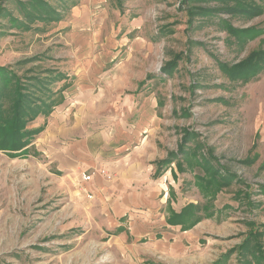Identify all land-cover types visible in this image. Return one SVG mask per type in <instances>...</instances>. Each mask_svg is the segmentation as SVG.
<instances>
[{"label": "rangeland", "instance_id": "374dc122", "mask_svg": "<svg viewBox=\"0 0 264 264\" xmlns=\"http://www.w3.org/2000/svg\"><path fill=\"white\" fill-rule=\"evenodd\" d=\"M254 52L264 0H0V117L18 119L0 127V264H211L263 225L264 56L246 81L221 68ZM118 143L127 168L145 166L127 190L90 167ZM70 144L77 171L60 168ZM201 161L233 179L211 201L232 210L199 238L163 237L143 208L114 214L122 192L148 195L160 219L169 202L202 208Z\"/></svg>", "mask_w": 264, "mask_h": 264}, {"label": "crops", "instance_id": "0c3cea01", "mask_svg": "<svg viewBox=\"0 0 264 264\" xmlns=\"http://www.w3.org/2000/svg\"><path fill=\"white\" fill-rule=\"evenodd\" d=\"M50 126L55 127L53 124H51ZM74 129H75L74 127L73 129H69V131L63 129L62 134L65 133L66 131L71 132V133H68L70 135L66 136L67 139H70L72 137L71 135ZM117 145L118 146L114 147L111 150L112 159H109V158L105 159L106 157L103 156V153L107 152V150L106 151L104 149L97 150L96 155H95L96 156L95 162L94 164L92 163L90 167L92 168L93 171H95L94 175L97 174L98 175L97 178L100 177V181H101V177H105L107 180L114 181V182H120L124 184L125 186L124 189L127 190L130 182H138V181H142L146 179L145 166L140 162H135L131 164L130 168H127L128 158L126 156V152L128 149L123 143H118ZM76 149L77 147L75 144L74 145L70 144L61 149L60 151L61 159L59 160V164L61 165L60 168L68 167L71 171H77L80 169L81 155H80V151L77 154ZM128 169H132L133 172H128L129 171ZM95 186L89 187L90 191L92 190L91 192L99 191L98 188ZM122 193H120L119 195V197L123 199L121 200V203H122L121 208L117 207L118 204H115V207L117 208H114L113 210L117 218L120 219L123 216V214L124 216H126L130 210L143 208L145 211L142 214V217H141L142 220L147 221V223L149 224L157 222L160 226L158 228L160 230L165 231L164 233L165 235H163V237L167 235L170 238H175L174 241H176L177 239L180 242H183L184 238H189L190 240H195L196 238H199L201 233H203L204 226H206L204 223L205 220H211L213 218H216V216H221L223 212L226 210H232L231 205H228L230 206V209H224V210L223 208L227 205H224L221 209H217L216 206L213 205L215 210L217 211L221 210L222 213L219 214V212H217L215 213L214 217H212L211 219H204L201 222H199L197 225H195L193 228H191L190 230L182 231L180 226H170L167 224V218L169 217V213L167 211L170 208L175 213L179 214L180 211L186 206H184L183 208L181 207L180 210L177 211L176 209L171 207V203L169 202L166 212L164 211V215L160 219V217L157 214H158V211L161 209L154 205V203L150 200V197L148 195H146L145 193H142V195H138V193H136L137 200H134L133 203L124 204L125 198L123 197V195H121ZM125 195H126V192H125ZM249 223L252 225L251 222ZM249 223L245 224L249 228V231L250 230L259 231L262 234H264V231L262 230L260 231V229H264L263 227L264 224L257 228L255 226L253 227L249 226ZM176 228H180L178 229L179 234H172L166 231L169 229L175 230ZM249 231L247 233L243 232V235H244L242 236L243 238L241 237L240 240L234 246L229 247V250L225 251L218 259L213 261L211 264H214L216 262H218V264H255V261L252 259L250 255L247 254L243 256L239 254L240 250H238V248L242 245L243 241L245 240ZM156 235L157 234H155V236ZM181 236H185V237H181ZM232 249H236L235 252L232 253L228 258H225V255ZM261 263L264 264V261Z\"/></svg>", "mask_w": 264, "mask_h": 264}, {"label": "trees", "instance_id": "16d2710c", "mask_svg": "<svg viewBox=\"0 0 264 264\" xmlns=\"http://www.w3.org/2000/svg\"><path fill=\"white\" fill-rule=\"evenodd\" d=\"M36 1V0H32ZM230 32H234L232 28L229 29ZM259 31L257 30H250L247 32L248 35H250V38L255 36V34H258ZM246 34V35H247ZM245 36V35H244ZM263 52H254L252 53L248 59L238 65H235L233 67H226L224 65H221L222 71L227 76H234V78L240 79L242 81H246L249 78L255 77L261 69V63L263 62ZM0 116H2V112L0 111ZM16 119L14 122H12V119L9 120H3L0 117V127L1 131L3 125L7 122L10 123V126H16L17 124ZM9 125L7 124L6 127ZM14 129V127H13ZM21 128L19 127L18 131L15 132L19 135V138L21 137ZM14 135V133H13ZM4 140V139H2ZM255 147V144L253 145V148ZM201 161L199 162V166L203 171L202 176H195L196 183L195 186L200 190L201 194L203 195V198H207V203L202 207L199 208L196 205L189 204L185 208L181 210L179 214L175 213L172 209H168L169 217L167 218V224L170 226H180L182 231H187L193 228L195 225H197L199 222H201L204 219H211L214 217L215 213L219 212L222 213V211L215 210L214 206L212 205L211 201L215 199L217 194H219L223 189L230 186L231 176H225L224 174H221L219 171L216 170L214 166L211 165L209 161ZM244 164H249L250 161H244ZM180 172H182V168L178 167ZM258 195L264 197V185L259 186L258 189ZM242 192H237L236 196H240ZM224 209H230V206H225ZM201 213V214H200ZM249 226L253 227L254 225L249 223ZM264 227V225H263ZM262 233L259 231H253L250 230L247 234L245 240L243 241L242 245L238 248L240 250L241 255H250L252 259L255 261V264H262L261 262L264 261V249L262 247V243L258 240L262 237ZM236 249L230 250L226 255L225 258H228L232 253L235 252ZM218 264V262L214 263Z\"/></svg>", "mask_w": 264, "mask_h": 264}, {"label": "built area", "instance_id": "2783aa9c", "mask_svg": "<svg viewBox=\"0 0 264 264\" xmlns=\"http://www.w3.org/2000/svg\"><path fill=\"white\" fill-rule=\"evenodd\" d=\"M82 180L87 183V182H90L91 178H90L89 175L83 174L82 175Z\"/></svg>", "mask_w": 264, "mask_h": 264}]
</instances>
